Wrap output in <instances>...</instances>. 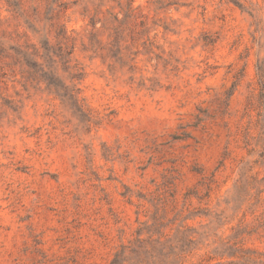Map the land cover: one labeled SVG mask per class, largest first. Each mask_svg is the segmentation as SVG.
Wrapping results in <instances>:
<instances>
[{"label":"rangeland","instance_id":"obj_1","mask_svg":"<svg viewBox=\"0 0 264 264\" xmlns=\"http://www.w3.org/2000/svg\"><path fill=\"white\" fill-rule=\"evenodd\" d=\"M0 264H264V0H0Z\"/></svg>","mask_w":264,"mask_h":264}]
</instances>
